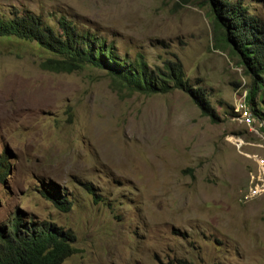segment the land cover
I'll use <instances>...</instances> for the list:
<instances>
[{
	"label": "rangeland",
	"instance_id": "rangeland-1",
	"mask_svg": "<svg viewBox=\"0 0 264 264\" xmlns=\"http://www.w3.org/2000/svg\"><path fill=\"white\" fill-rule=\"evenodd\" d=\"M228 1L264 27V0ZM25 15L58 34L65 18L153 71L181 62L219 121L180 90L131 92L91 66L43 70L52 54L0 37V227L22 213L72 231L77 252L64 264H264V121L239 60L214 47L207 1L0 0V18ZM255 101L264 114V91Z\"/></svg>",
	"mask_w": 264,
	"mask_h": 264
},
{
	"label": "trees",
	"instance_id": "trees-1",
	"mask_svg": "<svg viewBox=\"0 0 264 264\" xmlns=\"http://www.w3.org/2000/svg\"><path fill=\"white\" fill-rule=\"evenodd\" d=\"M206 1L213 19L214 47L228 51L239 60L238 65L252 81L247 95L248 104L253 107L254 115L264 121V114L255 101L257 94L264 91V27L240 2ZM59 24L61 33L58 34L35 15L0 18V37L36 42L52 54L41 64L42 69L49 72L72 74L91 66L107 71L117 79L118 86L131 92L150 96L175 89L183 91L192 98L203 116L218 123L219 117L205 92L194 89L186 80L181 62L167 61L163 69L153 71L143 58L134 61L122 58L114 45L91 31L80 30L65 18ZM262 130L264 132V128ZM6 159L5 154L0 157V182L9 175ZM44 195L62 212L71 211L72 203L63 199L57 188L47 187ZM75 242L76 236L72 231L47 222L28 223L22 213H17L8 227H0V264H64L76 254ZM167 264L192 263L176 260Z\"/></svg>",
	"mask_w": 264,
	"mask_h": 264
},
{
	"label": "built area",
	"instance_id": "built-area-1",
	"mask_svg": "<svg viewBox=\"0 0 264 264\" xmlns=\"http://www.w3.org/2000/svg\"><path fill=\"white\" fill-rule=\"evenodd\" d=\"M251 119H253L255 121V118L251 115Z\"/></svg>",
	"mask_w": 264,
	"mask_h": 264
},
{
	"label": "clouds",
	"instance_id": "clouds-1",
	"mask_svg": "<svg viewBox=\"0 0 264 264\" xmlns=\"http://www.w3.org/2000/svg\"><path fill=\"white\" fill-rule=\"evenodd\" d=\"M2 155H4V154H2ZM6 155V154H5ZM7 156V155H6ZM8 165V164H7Z\"/></svg>",
	"mask_w": 264,
	"mask_h": 264
}]
</instances>
